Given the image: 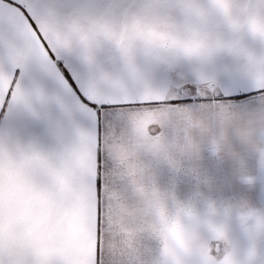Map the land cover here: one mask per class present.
Returning a JSON list of instances; mask_svg holds the SVG:
<instances>
[{
	"label": "snow or ice",
	"instance_id": "1",
	"mask_svg": "<svg viewBox=\"0 0 264 264\" xmlns=\"http://www.w3.org/2000/svg\"><path fill=\"white\" fill-rule=\"evenodd\" d=\"M0 264H264V0H0Z\"/></svg>",
	"mask_w": 264,
	"mask_h": 264
},
{
	"label": "crops",
	"instance_id": "2",
	"mask_svg": "<svg viewBox=\"0 0 264 264\" xmlns=\"http://www.w3.org/2000/svg\"><path fill=\"white\" fill-rule=\"evenodd\" d=\"M54 39H56L57 40V43L59 44L60 43V41H59V39L57 38V37H55L54 36ZM80 43H81V41H80V39L78 38V37H75V36H73V37H70L69 38V40H68V44H69V46L72 48V50H76L77 48H79V46H80ZM250 43H251V41H250ZM131 156H132V159H133V161L135 162V163H139V161H138V158H136L135 157V154L134 153H132L131 154ZM139 181V175L137 174L136 176H130L129 178H128V180H127V183L129 184V185H133V184H135V183H137ZM151 191V189H149L148 187H147V184H145V186H144V191L143 192H137L136 193V196H145L148 192H150ZM161 191H162V189H161ZM162 194H164L163 196H166V192L163 190L162 191V193L160 194L159 193V195L160 196H162ZM125 202V201H124ZM29 203H31V201H29ZM125 204L126 203H123V201H121L120 203H119V210L121 211V212H123V213H125L126 214V206H125ZM128 223H127V220L125 221V225H124V229L125 230H129L130 228H129V225H127ZM111 250V249H110ZM119 250V249H118Z\"/></svg>",
	"mask_w": 264,
	"mask_h": 264
},
{
	"label": "rangeland",
	"instance_id": "3",
	"mask_svg": "<svg viewBox=\"0 0 264 264\" xmlns=\"http://www.w3.org/2000/svg\"><path fill=\"white\" fill-rule=\"evenodd\" d=\"M163 191V189H162ZM162 191L160 190L159 193L161 194ZM164 194H162L161 198L165 197L163 196ZM167 195V194H166ZM144 198V196H136L134 200H126L125 202L123 201V203H126V220H127V225H129L130 229H134L136 227L134 221L140 219V201ZM257 205L259 206L260 204V199L259 197L256 200Z\"/></svg>",
	"mask_w": 264,
	"mask_h": 264
}]
</instances>
